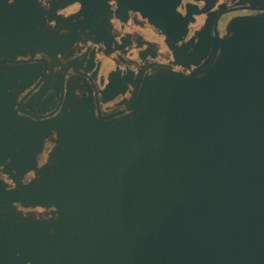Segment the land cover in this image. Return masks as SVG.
I'll list each match as a JSON object with an SVG mask.
<instances>
[{
    "label": "water",
    "instance_id": "water-1",
    "mask_svg": "<svg viewBox=\"0 0 264 264\" xmlns=\"http://www.w3.org/2000/svg\"><path fill=\"white\" fill-rule=\"evenodd\" d=\"M132 2L173 40L193 13ZM203 56L138 82L117 115L20 119L35 149L55 132L57 158L27 183L0 178V264H264V14L229 19ZM11 142L1 172L22 168Z\"/></svg>",
    "mask_w": 264,
    "mask_h": 264
},
{
    "label": "flooded vegetation",
    "instance_id": "flooded-vegetation-1",
    "mask_svg": "<svg viewBox=\"0 0 264 264\" xmlns=\"http://www.w3.org/2000/svg\"><path fill=\"white\" fill-rule=\"evenodd\" d=\"M132 1L0 0V138L10 135L12 141L4 158H24L17 165L22 168L0 171V178L14 185L12 174L15 182L27 183L43 168L50 173L49 158H57L55 132L35 149L31 137L27 142L20 135L26 123L21 118H52L79 105L93 116L117 115L126 111L135 85L156 70L181 72L195 55L207 56L229 19L264 14V0H179L182 16L193 13L182 38L173 40ZM84 18L91 21L88 28L82 22L74 27Z\"/></svg>",
    "mask_w": 264,
    "mask_h": 264
}]
</instances>
